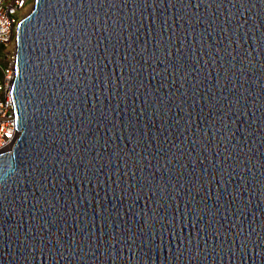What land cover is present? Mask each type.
Wrapping results in <instances>:
<instances>
[{
  "label": "water",
  "instance_id": "obj_1",
  "mask_svg": "<svg viewBox=\"0 0 264 264\" xmlns=\"http://www.w3.org/2000/svg\"><path fill=\"white\" fill-rule=\"evenodd\" d=\"M11 97L0 264H264V0H35Z\"/></svg>",
  "mask_w": 264,
  "mask_h": 264
},
{
  "label": "built area",
  "instance_id": "obj_2",
  "mask_svg": "<svg viewBox=\"0 0 264 264\" xmlns=\"http://www.w3.org/2000/svg\"><path fill=\"white\" fill-rule=\"evenodd\" d=\"M34 2L0 0V154L10 151L18 136L11 97L16 32L20 22L32 11Z\"/></svg>",
  "mask_w": 264,
  "mask_h": 264
},
{
  "label": "rangeland",
  "instance_id": "obj_3",
  "mask_svg": "<svg viewBox=\"0 0 264 264\" xmlns=\"http://www.w3.org/2000/svg\"><path fill=\"white\" fill-rule=\"evenodd\" d=\"M3 65V64H2Z\"/></svg>",
  "mask_w": 264,
  "mask_h": 264
}]
</instances>
